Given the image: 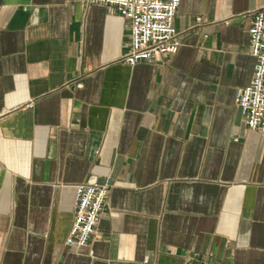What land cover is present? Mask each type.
<instances>
[{
  "label": "crops",
  "instance_id": "crops-1",
  "mask_svg": "<svg viewBox=\"0 0 264 264\" xmlns=\"http://www.w3.org/2000/svg\"><path fill=\"white\" fill-rule=\"evenodd\" d=\"M262 6L182 0L180 50L130 65L116 7L0 0V264H264V134L236 101ZM93 175L109 198L72 247Z\"/></svg>",
  "mask_w": 264,
  "mask_h": 264
},
{
  "label": "built area",
  "instance_id": "built-area-1",
  "mask_svg": "<svg viewBox=\"0 0 264 264\" xmlns=\"http://www.w3.org/2000/svg\"><path fill=\"white\" fill-rule=\"evenodd\" d=\"M182 0H90L94 4L114 6L131 22V48L125 56L130 65L153 62L161 55H174L181 46V34L174 21ZM251 53L256 66L251 82L240 87L236 101L248 128L264 134V6L252 13ZM200 20V19H199ZM75 216L66 243L87 246L107 204L110 188L93 175L74 186Z\"/></svg>",
  "mask_w": 264,
  "mask_h": 264
},
{
  "label": "water",
  "instance_id": "water-1",
  "mask_svg": "<svg viewBox=\"0 0 264 264\" xmlns=\"http://www.w3.org/2000/svg\"><path fill=\"white\" fill-rule=\"evenodd\" d=\"M192 122H193V118H192V120H191L190 127H191V125H192Z\"/></svg>",
  "mask_w": 264,
  "mask_h": 264
}]
</instances>
